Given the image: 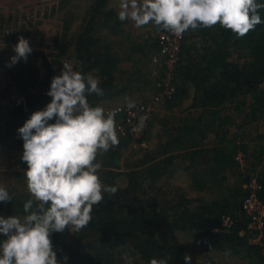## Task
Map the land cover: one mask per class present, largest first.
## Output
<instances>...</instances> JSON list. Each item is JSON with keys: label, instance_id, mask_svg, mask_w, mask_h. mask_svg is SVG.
I'll list each match as a JSON object with an SVG mask.
<instances>
[{"label": "trees", "instance_id": "obj_1", "mask_svg": "<svg viewBox=\"0 0 264 264\" xmlns=\"http://www.w3.org/2000/svg\"><path fill=\"white\" fill-rule=\"evenodd\" d=\"M107 1L93 0L87 12L89 18H84L77 34L68 35L74 17L66 21L52 47H48L52 52L33 50L26 61L21 59L5 72L7 83L16 89L19 98L4 109L1 107L0 147L7 142L6 147L11 150H24L18 129L33 112L43 110L51 102L47 95L51 79L61 71L54 69L52 63L62 66L63 60L71 58V49L76 60L74 70L100 80L103 95L89 94L90 105L99 106L104 100L122 96L123 90L112 91L118 61L103 36L102 25L106 21L102 23L101 19L113 16L112 11L101 13ZM63 4L67 5V1ZM259 14L264 21V9ZM156 29L165 31L158 26ZM120 33L124 34L122 30ZM129 36L126 35L128 39ZM134 49L135 53H142L138 45ZM146 82L153 83L151 74ZM173 83L175 94L167 100L165 109L172 110L192 94L186 115L165 129V140L152 154L147 152L139 158L132 168L120 165L122 155L132 142L148 141V129L139 139L134 140L129 134L118 137L117 146L98 155L102 183L117 187V192L103 194L105 199L93 206L88 226L73 232L70 240L67 229L51 234L60 264H149L152 258L166 259L167 264H185L184 255L188 253L178 234L248 264H264L263 249L250 243V235H239L245 231L241 202L249 178H256L260 187L257 197L264 204V132H257L248 140L243 134L229 135L230 130L243 132L264 122V22L243 37L219 24L186 31ZM228 108L230 112L226 111ZM239 152L244 167L235 160ZM122 167L126 172H121ZM20 168L26 171L27 164L23 161ZM181 169L189 174L191 191L201 194L212 190V198L198 196L191 200L184 193L163 192L162 181L165 184ZM121 176L127 179L123 187L118 183ZM11 198L5 217L22 218L23 204L32 198L31 194L21 192ZM223 216L233 219L229 230L221 229ZM215 228L219 229L217 233L212 232ZM190 264L216 262L206 256L198 261L191 259Z\"/></svg>", "mask_w": 264, "mask_h": 264}, {"label": "clouds", "instance_id": "obj_2", "mask_svg": "<svg viewBox=\"0 0 264 264\" xmlns=\"http://www.w3.org/2000/svg\"><path fill=\"white\" fill-rule=\"evenodd\" d=\"M261 9L264 3L257 0H120L118 19H130L136 27L154 23L178 37L189 29L219 24L243 37L264 22ZM13 50L16 55L8 67L26 61L33 51L23 36ZM99 85L98 78L63 64L61 74L51 79L47 92L51 102L18 129L32 198L23 204L22 218L0 216V236L4 237L0 264H60L51 234L87 227L93 206L105 199L103 194L117 192V187L104 185L98 174L102 167L98 155L119 144L116 111L106 113L87 99L92 93L103 95ZM132 107L135 103L130 101L128 108ZM11 199L0 186V202ZM184 261L190 264L191 256L185 254ZM149 264H167V260L152 258Z\"/></svg>", "mask_w": 264, "mask_h": 264}, {"label": "rangeland", "instance_id": "obj_3", "mask_svg": "<svg viewBox=\"0 0 264 264\" xmlns=\"http://www.w3.org/2000/svg\"><path fill=\"white\" fill-rule=\"evenodd\" d=\"M65 1H67V5L64 6L63 2ZM92 3L93 0H70V2H68V0H0V116L3 115L4 107L10 103L18 101L19 98L16 89L10 87V84L7 83L8 80L5 73L9 68L7 65L10 63V58L14 53L13 46L18 43L19 37L23 36L27 39L33 50L44 51L46 54L52 52L48 47H52L56 35L61 33L66 21L69 19L71 20V18L74 17L68 35L71 36L74 32L77 34L81 31V28L85 23L83 21L84 18H89L87 9L91 7ZM62 6L64 7L63 9ZM82 8H84V10H81ZM81 19L84 23H81ZM127 30L130 35V42H128L129 40H125L124 42H126V44L122 47L119 46V51L121 50L123 53V50L125 49L131 47L134 49L138 44L139 48L145 47L143 40L145 41L147 36L148 31L146 29L141 31L129 29L127 27ZM108 33L109 32H107V34ZM131 34H133V39L138 40L137 45H130V43H132ZM105 42L108 46L110 42H113L112 37L109 39L106 38ZM156 45L157 44H155V48L154 46L152 47L154 54L151 57L145 58V63L141 67L135 65L134 71H131V62L128 63L122 60L121 63L117 64L120 66L121 72L115 70L114 74L119 76H116V79H114L112 84L117 90H123V94L112 101L104 100L99 103V106L104 109H108L111 106L128 107L130 101L135 103V107L139 104L150 105L153 94H155L157 90L153 83L150 85L146 80L148 77L150 78L152 70L156 68L160 69L159 66H163V61L158 56ZM115 49H117V46ZM55 53L56 52H53V54ZM69 54L71 58L63 60V64L71 65L74 70L76 63L74 50L71 49ZM124 55L128 54L126 53ZM137 56L139 57L140 55ZM114 59H116L115 56ZM123 59L125 58L123 57ZM52 60L53 57H51V62H53ZM52 66L54 69L60 68L61 71L63 69V65H55L52 63ZM154 66H156V68H154ZM61 71H57L55 74L60 75ZM42 72L44 74L43 68ZM147 73L149 74L148 77ZM87 75L88 74H86V76ZM8 87H10V89H8ZM115 88L112 89L113 92L116 91ZM191 93L192 89L190 94ZM191 95L186 97L182 103L170 111L165 109L168 105L167 101L156 105L151 116H148L146 121L144 120L145 126L140 128V130H142L141 133L139 132V136L142 137L148 129V135L146 134L148 141H145L144 139L140 144L132 142L131 147H129L130 149L127 148L123 153L120 165L132 168V165L137 163V160L142 158L147 152L152 154L161 142L165 140V129L169 126L176 125L178 120L186 115V109L191 105ZM1 107L3 108L2 110ZM226 111L230 112L229 108ZM257 132H264V122L261 121L256 125L253 124L246 129H243V132L230 130L229 135L230 137H233L234 135H239L240 137V135L243 134V138L248 140L251 137L256 136ZM128 134L129 133L123 136L119 134L117 135L119 138H123ZM139 136L138 139L140 138ZM130 137L134 138V140L137 139L132 136ZM1 138L2 136H0V139ZM6 145L7 142L4 143V147H0V186H4L9 195L13 197V194L16 196V194L21 192H29L25 170L20 168L21 163L23 162L22 155L24 150H11L6 147ZM143 145L146 146V149H141ZM239 153L241 154V152ZM126 170V168L122 167L121 172H126ZM18 174H21L20 178L17 177ZM118 180L121 187H123L127 181L124 176L119 177ZM162 185L164 187L163 192L171 191L172 193L177 191L179 194L184 193L183 196L191 200H197L198 196L205 199H211L212 197L210 196L212 194L214 195L212 190H207L201 194L191 191V179L189 174L182 169L177 172L172 179L165 182V184L164 181H162ZM173 188L178 190H174ZM171 197H169V199ZM6 205L7 202H0V216L2 217H5L4 210L6 209ZM67 234L70 240L72 233L67 230ZM178 236L180 242L185 246L188 255H190L191 259L194 261L209 256L215 260L216 264H248L246 260H241L228 255L226 256V254H223L216 249L203 248L195 244L192 239L186 235L178 234ZM133 260L135 262L136 258H133Z\"/></svg>", "mask_w": 264, "mask_h": 264}, {"label": "built area", "instance_id": "obj_4", "mask_svg": "<svg viewBox=\"0 0 264 264\" xmlns=\"http://www.w3.org/2000/svg\"><path fill=\"white\" fill-rule=\"evenodd\" d=\"M185 34L178 37L170 31H160L156 33L155 42L157 44L158 56L163 61V66L157 69L154 66L151 77L156 88L150 105L139 104L129 109L128 107L111 106L105 112L116 111L115 121L117 134L138 138L145 126L148 116L154 111V107L164 101L169 100L175 94L173 78L179 63L181 45ZM121 118V119H119ZM140 137V136H139ZM235 160L244 167L243 155L238 153ZM260 189L255 177H251L245 184V192L241 202V211L245 220V231L239 233L240 236L250 235V243L261 247L264 251V204L258 199L257 192ZM233 225V219L229 216L221 218V229L229 230ZM215 228L212 232L217 233Z\"/></svg>", "mask_w": 264, "mask_h": 264}, {"label": "crops", "instance_id": "obj_5", "mask_svg": "<svg viewBox=\"0 0 264 264\" xmlns=\"http://www.w3.org/2000/svg\"><path fill=\"white\" fill-rule=\"evenodd\" d=\"M107 6L105 8L101 9V13L106 14L108 13V11H112V15L111 18H107L108 20H104L101 19L102 23L103 21H106L105 25H102V29H103V36L106 35V38H111L112 37V41L108 44V46L111 48V52L115 55L118 63H121L122 60L125 62L130 63L131 62V71L135 70V65H137L138 67H141L144 63H145V57H151L154 53H153V49L152 47L154 46L155 48V36L156 33L159 32V29H156V25H154V23H150L148 25L142 26V27H136L134 22L129 20H125V21H120L118 19V13L120 11V0H108L107 1ZM81 10H84V8H82ZM88 11V9H87ZM108 21V22H107ZM81 23L82 19H81ZM127 27L129 29H134V30H147V36L145 38V41L143 40V44H145V47L140 48L142 50V53H135V49L128 48L123 50V53L121 52V50H118L119 46H123L126 44V42H124L125 40H129L126 35L129 34ZM122 30L124 32V34L120 33L119 31ZM114 31V32H113ZM116 31V33H115ZM107 32H109L107 34ZM111 32V33H110ZM132 35V43H130V45H137L138 44V40L133 39V34ZM125 36V39H123V37ZM130 42V40L128 41ZM105 44H107L105 42ZM117 46V49H115V47ZM139 46V44H138ZM141 47V46H140ZM128 55H124L126 54ZM140 55L139 57L137 55ZM133 55V56H132ZM123 57L125 59H123ZM116 71H120V66L117 65L116 67ZM115 72V71H114ZM121 72V71H120ZM113 76L116 79V76L119 75H115L113 73ZM116 89V88H115Z\"/></svg>", "mask_w": 264, "mask_h": 264}]
</instances>
